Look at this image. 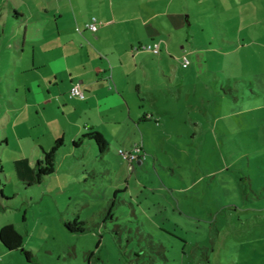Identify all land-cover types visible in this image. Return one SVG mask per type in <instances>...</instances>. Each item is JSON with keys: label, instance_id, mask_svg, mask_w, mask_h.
<instances>
[{"label": "rangeland", "instance_id": "rangeland-1", "mask_svg": "<svg viewBox=\"0 0 264 264\" xmlns=\"http://www.w3.org/2000/svg\"><path fill=\"white\" fill-rule=\"evenodd\" d=\"M171 9L188 15L186 27L161 56L146 53L145 85L126 93L132 113L148 119L117 123L94 111L105 154L93 140L73 148L67 133L39 183L24 181L41 156L36 139L60 119L35 115L25 100L29 72L12 71L0 52V122L5 110L12 117L7 144L0 129L8 177L0 187L10 198L0 224H15L39 264H264V0H173ZM12 23L0 26L3 36ZM181 44L192 50L186 66ZM11 77L17 115L8 108ZM26 157L23 176L14 158ZM75 219L86 220L85 231L65 226ZM0 264L33 263L0 248Z\"/></svg>", "mask_w": 264, "mask_h": 264}, {"label": "crops", "instance_id": "crops-1", "mask_svg": "<svg viewBox=\"0 0 264 264\" xmlns=\"http://www.w3.org/2000/svg\"><path fill=\"white\" fill-rule=\"evenodd\" d=\"M172 3L173 0H0V26L3 27L8 17L11 22L17 21V25L12 23L9 36H3L4 32L0 30V52L9 54L10 64L14 66L9 67L12 71L19 69V65L24 73L29 72L31 77L24 85L25 100H28L27 94L32 97L29 108L35 109V115L44 123L52 117L60 119V127H49L50 130L40 135H43L41 139H36L40 143L35 145L46 148V143L52 141V145L59 136L65 140L67 133L71 142L78 139L87 129L95 128L91 121L96 110L117 123L125 117L137 125L140 120L148 119L146 113L142 118L132 113L126 93L132 91L131 84L136 86L139 94L145 85L146 53L161 56L162 48L170 47L171 36L186 27L188 15L182 10H172ZM13 9L20 11V15L13 14ZM92 19L98 23L96 30L86 26ZM159 40V53L134 49L138 44ZM191 51L181 44L180 59ZM25 53H29V57ZM20 60L22 64H19ZM11 81L13 93L8 108L14 109L17 115L14 99L19 88L13 77ZM73 84L82 88L83 98L70 96L68 89ZM26 108L24 105L23 109ZM72 113L77 116L72 118ZM4 117L7 122H0V129L4 133L2 141L7 144L6 128L12 117L6 110ZM68 124L72 128H66ZM45 135L46 143L42 140ZM89 140L84 139L78 145L72 143L73 148L90 147ZM62 148L65 149V143ZM22 159L28 160L25 165ZM14 160L15 168L24 176L26 167L29 171V159ZM1 176L8 179L0 160ZM0 192L3 193L1 187ZM4 199L10 198L1 196L0 207ZM7 223L12 222L0 226ZM0 246L6 252L16 250H7L1 243Z\"/></svg>", "mask_w": 264, "mask_h": 264}, {"label": "trees", "instance_id": "trees-1", "mask_svg": "<svg viewBox=\"0 0 264 264\" xmlns=\"http://www.w3.org/2000/svg\"><path fill=\"white\" fill-rule=\"evenodd\" d=\"M12 13L15 15H20L15 9L12 10ZM84 139H91L97 146L98 153L100 155L105 154L109 148L108 140L103 136V134L97 130H91L87 133L82 134L78 139L72 141L73 144H81ZM64 145L63 136H59L55 139L54 143L48 148L45 149L41 147V156L37 158L35 164L32 168V177L31 181L27 183H39L43 180L44 176L54 172L56 167V154ZM4 197L3 193L0 192V197ZM86 220H66L65 226L75 232H83L86 230ZM0 243L3 248L7 250L20 249L24 258L28 262L33 264H39L34 258V254L30 249L24 246L23 234L19 232L12 223H7L0 226Z\"/></svg>", "mask_w": 264, "mask_h": 264}, {"label": "built area", "instance_id": "built-area-1", "mask_svg": "<svg viewBox=\"0 0 264 264\" xmlns=\"http://www.w3.org/2000/svg\"><path fill=\"white\" fill-rule=\"evenodd\" d=\"M86 26L92 30H96L98 23H97V21H95V19H92L91 21L86 23ZM134 49L135 50H144V51H148V52L155 53V54L159 53L161 50L160 40L156 41V42H148V43H144V44H138L134 47ZM182 64L184 66L188 65L187 57L182 58ZM69 94L71 97H78V98L84 97V92L78 84L71 85V87L69 89ZM125 155L130 157L131 159L135 157L133 152H128Z\"/></svg>", "mask_w": 264, "mask_h": 264}]
</instances>
